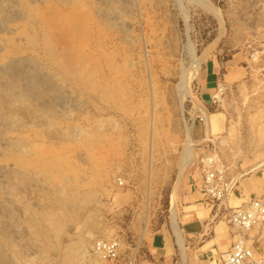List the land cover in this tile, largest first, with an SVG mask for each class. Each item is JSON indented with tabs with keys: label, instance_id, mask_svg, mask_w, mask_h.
Masks as SVG:
<instances>
[{
	"label": "rangeland",
	"instance_id": "rangeland-1",
	"mask_svg": "<svg viewBox=\"0 0 264 264\" xmlns=\"http://www.w3.org/2000/svg\"><path fill=\"white\" fill-rule=\"evenodd\" d=\"M104 1L106 17L96 0H0V68L30 73L23 93L0 86V264H64L71 248L91 264L93 243L112 238L118 257L104 264H136L154 232H174L206 157L231 207L264 194V0ZM45 80L62 99L32 101ZM197 120L206 134L193 135ZM210 204V224L264 253V220L234 233Z\"/></svg>",
	"mask_w": 264,
	"mask_h": 264
},
{
	"label": "crops",
	"instance_id": "crops-1",
	"mask_svg": "<svg viewBox=\"0 0 264 264\" xmlns=\"http://www.w3.org/2000/svg\"><path fill=\"white\" fill-rule=\"evenodd\" d=\"M214 114V113H213ZM209 116L210 132L219 129L218 116ZM214 123V124H213ZM205 124V123H204ZM200 121L193 123V135L206 134L205 126ZM206 125V124H205ZM184 201L180 204L177 223L187 244L185 246L187 264H216L232 243L229 230H217L218 225L210 224L212 207L207 195L193 176ZM260 196L249 193L237 196L240 205L250 198ZM228 237H231L228 239ZM145 253L136 260V264H181L176 259L179 246L174 233L167 231L154 232L150 237Z\"/></svg>",
	"mask_w": 264,
	"mask_h": 264
},
{
	"label": "built area",
	"instance_id": "built-area-1",
	"mask_svg": "<svg viewBox=\"0 0 264 264\" xmlns=\"http://www.w3.org/2000/svg\"><path fill=\"white\" fill-rule=\"evenodd\" d=\"M196 117L202 121L199 112H197ZM204 164L206 167L202 173L199 187L205 191L208 200L213 203L216 211L215 216L226 219L234 233L250 230L264 220V194L250 198L237 207H231L228 205L227 197L233 186L223 179L219 170L214 168L213 157H206ZM118 250L117 239L96 241L92 247V255L96 256L97 260L91 264L113 262L118 257ZM216 264H264V253L257 252V249L248 239L240 236L230 245L224 256Z\"/></svg>",
	"mask_w": 264,
	"mask_h": 264
},
{
	"label": "bare ground",
	"instance_id": "bare-ground-1",
	"mask_svg": "<svg viewBox=\"0 0 264 264\" xmlns=\"http://www.w3.org/2000/svg\"><path fill=\"white\" fill-rule=\"evenodd\" d=\"M13 1V0H12ZM39 1V0H38ZM15 2V1H14ZM96 7L98 8V9H100V11L102 12V15L103 16H107L108 14H109V11H108V9H109V4H108V2H106V1H104V0H96ZM3 4V3H2ZM9 4V3H8ZM1 7V6H0ZM123 7V6H122ZM121 8V7H120ZM44 13H46V12H44ZM111 14V13H110ZM31 15V14H30ZM47 15V14H46ZM38 16V15H37ZM49 16H51V15H49ZM46 17H48V16H46ZM115 17V16H114ZM50 18V17H49ZM5 20H6V18H4ZM12 19H14V18H11V20ZM19 19V18H18ZM37 19V18H36ZM40 19V18H39ZM43 19V18H42ZM47 19V18H46ZM53 19V18H52ZM8 20V19H7ZM69 20V19H68ZM44 21H46V20H44ZM65 30V29H64ZM64 30H62V31H64ZM7 32H9V31H7ZM71 32V31H70ZM65 33V32H64ZM69 33V32H68ZM68 33H66V34H68ZM74 33V32H73ZM78 33V32H77ZM61 35V34H60ZM63 35V34H62ZM61 35V36H62ZM74 35V34H73ZM69 36V35H68ZM60 37V36H59ZM64 37H67V36H64ZM3 39V38H2ZM62 39V41H63V43L65 42L64 40H63V38H61ZM65 40H66V38H64ZM69 39L71 40L72 39V37L70 38L69 37ZM68 40V39H67ZM67 40H66V42H67ZM75 40H77V39H75ZM36 41V40H35ZM34 41V42H35ZM66 42H65V44H66ZM70 44V43H69ZM68 43H67V45H66V49L67 48H69V45ZM62 45H64V44H62ZM46 46H47V44H46ZM65 46V45H64ZM55 47V46H54ZM47 49V48H46ZM62 50V49H61ZM73 50V49H72ZM48 51L50 52V49L48 48ZM55 51H58L57 50V48H56V50ZM64 52V51H63ZM56 52H54V54H55ZM50 54V53H49ZM64 54V53H63ZM60 56V55H59ZM20 57V56H19ZM23 57V56H22ZM55 57V56H54ZM58 57V56H57ZM13 58V57H12ZM24 59L26 58L25 56L23 57ZM35 58V57H34ZM59 59H60V64H59V68H63V69H70V67H71V65L73 64H71V62H70V55H69V52L68 51H66V53H65V56H63V55H61L60 57H58ZM57 58V59H58ZM41 59V58H40ZM14 60V59H13ZM17 60H21V59H18V58H16L15 59V61H17ZM34 60V59H33ZM33 60H32V63H33ZM59 61V60H58ZM9 62V61H8ZM7 62V63H8ZM21 62V61H20ZM72 62H74V61H72ZM6 63V64H7ZM15 63V62H14ZM19 63V62H18ZM37 63V62H36ZM1 64V63H0ZM39 64V63H38ZM57 64V63H56ZM15 65V64H14ZM1 66V65H0ZM9 66V65H8ZM16 66H18V65H16ZM21 66V65H20ZM26 66V65H25ZM24 66V67H25ZM33 65H31L30 67H32ZM38 66V65H37ZM2 67H3V65H2ZM36 67V66H35ZM38 68V67H37ZM9 69V68H8ZM16 69V68H15ZM6 71H7V69H5ZM23 70H25V69H23ZM27 70H29V69H27ZM3 72V70L0 68V86L2 87V91L4 92V95L6 96V94H7V92L9 91V90H15V92L17 93L18 91L17 90H19V91H21V93H23L24 92V90L23 89H25L24 87H23V85H25V84H22V80L23 79H26V76L28 75L29 76V74L30 73H28L29 71H27V73L28 74H26V76H25V78H23V76H22V74L24 73H22V72H20V73H18L17 71H15V70H13V72L14 73H10V74H8L7 72ZM9 71V70H8ZM19 71H21V70H19ZM36 71V70H35ZM69 72H70V70H69ZM4 73L6 74V75H4ZM65 74V73H64ZM34 75V74H33ZM41 75H42V73H41ZM44 75V74H43ZM56 75V74H55ZM66 76V75H65ZM42 77V76H41ZM28 78V77H27ZM32 78V77H31ZM39 78V77H38ZM43 78V77H42ZM42 78H40V79H42ZM29 80H30V78H28ZM28 79H27V81H28ZM39 79V80H40ZM33 80H34V77H33ZM38 80V81H39ZM46 80H48V79H46ZM46 80H45V82H39L35 87H33L34 88V92H32V101L33 102H35V100L36 101H38V102H42V103H51L52 101H53V98L54 97H61V96H59V94H60V85L59 86H57L56 84H54V83H46ZM38 81H36V82H38ZM29 82V81H28ZM52 82V81H51ZM24 83V82H23ZM31 83H33L32 81H31ZM35 83V82H34ZM29 84V83H28ZM31 85V84H30ZM26 87V86H25ZM28 87H29V85H28ZM33 88H31V89H33ZM27 89V88H26ZM30 91H33V90H30ZM68 91V90H67ZM13 92V91H12ZM19 93V92H18ZM15 94V93H14ZM13 94V95H14ZM19 95H21V94H19ZM18 95V96H19ZM24 95H25V93H24ZM61 95H62V93H61ZM63 95H65V93L63 94ZM62 95V96H63ZM15 97H16V95H14ZM30 96V95H29ZM66 96H67V94H66ZM28 97V96H27ZM215 97H216V95H215ZM6 98H8V96L6 97ZM18 98V97H17ZM11 99V98H10ZM9 99V100H10ZM27 99H29V97L27 98ZM57 99V98H56ZM61 99H62V97H61ZM8 100V101H9ZM14 101H16V100H14ZM14 103V102H13ZM53 107V106H52ZM46 108V107H45ZM13 112V111H12ZM7 113V112H6ZM201 113H202V115H203V119H204V123L206 124V128H208V125H207V123L209 122V120H208V115H207V113L205 112V111H202L201 110ZM9 114V113H8ZM53 114V113H52ZM6 115V114H5ZM7 117V116H6ZM8 117H9V115H8ZM9 118H11V117H9ZM8 121V120H7ZM189 129V128H188ZM189 131L187 130V128H186V154H185V156L183 157V159L185 160V162H183V164H182V169H183V166H185V165H187L190 161H191V156H190V154L189 153H191V150L189 151V146L191 145V143H192V139L190 138V135H189ZM15 140V139H14ZM13 140V141H14ZM8 141V140H7ZM17 143V142H16ZM18 146V145H17ZM13 147H15V146H13ZM13 149V148H12ZM184 149V150H185ZM202 160V159H201ZM191 163V162H190ZM13 192V191H12ZM50 213V212H49ZM8 217V216H7ZM47 217H49V216H47ZM174 217V216H173ZM45 219V218H44ZM48 219H50V218H48ZM71 219V218H70ZM171 219H173V221H171L172 222V227H173V230H174V232H175V234H176V237H177V242H178V245L180 244V247L181 248H183V246H184V242H183V235H182V233H181V230H180V228H179V225H178V223H177V220H175L174 218H171ZM2 222H4V221H2ZM3 224V223H2ZM8 224H10V222L8 223ZM12 226V225H11ZM56 226V225H55ZM54 226V227H55ZM57 227V226H56ZM11 229V228H10ZM16 229V228H15ZM15 230L13 229V232H14ZM5 232V231H4ZM3 232V233H4ZM21 232V231H20ZM173 232V233H174ZM12 233V232H11ZM22 233V232H21ZM20 233V234H21ZM31 233V232H30ZM10 234V233H9ZM34 234V233H33ZM10 236V235H9ZM33 236V235H32ZM35 236V235H34ZM175 236V235H174ZM6 237V236H5ZM37 237V236H36ZM7 238V237H6ZM80 238V237H79ZM30 240V239H29ZM92 239H91V237L89 236V234L87 235H83V237H81L79 240H78V242H80L81 244H82V247H87V246H89V245H91V241ZM97 241V240H96ZM8 242V241H7ZM27 242H28V240H27ZM31 242H33V241H31ZM77 242V243H78ZM94 244V243H93ZM29 246V245H28ZM69 247H72V245L71 246H69ZM77 248H79V247H77ZM3 249H5V248H3ZM81 249V248H80ZM80 249H78V250H80ZM73 248H71L70 250H68L69 251V256L68 257H66V260H65V262H64V264H73L72 263V261H74L75 262V264H81L82 263V261H83V259L85 258L84 256V252L85 251H82V254L81 253H79V254H81L80 256H75V255H73ZM75 251V250H74ZM79 252V251H78ZM4 253V252H3ZM7 254V253H6ZM182 254H184V252L182 253ZM186 254V253H185ZM225 254V253H224ZM224 254H223V256H224ZM2 255V254H1ZM8 255V254H7ZM95 255V254H94ZM3 256V255H2ZM222 256V257H223ZM182 259H183V264H187L186 263V259H185V256H182ZM3 261V260H2ZM96 261V260H95Z\"/></svg>",
	"mask_w": 264,
	"mask_h": 264
}]
</instances>
